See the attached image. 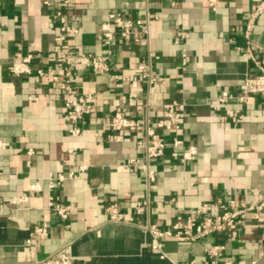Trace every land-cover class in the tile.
Instances as JSON below:
<instances>
[{
	"label": "crops",
	"instance_id": "1",
	"mask_svg": "<svg viewBox=\"0 0 264 264\" xmlns=\"http://www.w3.org/2000/svg\"><path fill=\"white\" fill-rule=\"evenodd\" d=\"M65 1L0 0V264H33L62 248L72 264H210L204 249L212 244L225 247L217 264L254 263L264 251V218L200 241L162 239L164 257L144 245L150 237L142 226L165 230L199 205L230 200L261 199L264 216V96L217 101L222 92L239 95L240 82L264 69V12L245 36L247 17L262 0H219L215 11L206 0ZM110 13L148 22L150 36L141 34L135 44L115 34L106 46L100 24ZM64 24L76 33L58 42ZM60 51L103 57L110 69L96 73L88 60L66 67L73 91L95 96L77 137L64 120L67 95L50 78L64 73L56 60ZM25 55L34 56L31 74L12 75L10 66ZM141 63L160 80L141 78ZM170 103L185 106L179 129L156 128ZM118 109L142 126L112 132L107 123ZM227 109L243 118H226ZM147 128L166 145L163 157L148 163L151 184L140 169L121 168L129 159L146 163L137 142ZM174 138L182 142L176 148ZM188 148L196 152L191 161L171 156ZM71 172L77 176L69 179ZM49 175L67 179L48 191ZM34 184L39 191L30 190ZM50 197L70 207L66 219L49 206ZM143 199L148 207L138 215L134 207ZM111 204L125 222L108 220ZM41 224L47 237L27 246Z\"/></svg>",
	"mask_w": 264,
	"mask_h": 264
},
{
	"label": "built area",
	"instance_id": "2",
	"mask_svg": "<svg viewBox=\"0 0 264 264\" xmlns=\"http://www.w3.org/2000/svg\"><path fill=\"white\" fill-rule=\"evenodd\" d=\"M60 2H66L65 0H57ZM207 6L211 11L217 9L219 0H206ZM262 12H264V0L260 1L255 10L248 15L247 22L245 24V36L247 37L253 27V20ZM59 16V14H57ZM62 21V19L60 18ZM148 22H142L140 20L130 21L124 19L120 14L110 13L107 16V21L100 24V31L103 39V43L109 46L114 41V36L117 34L123 41H132L137 44L140 41V35L150 36ZM76 33V30L70 26L62 25L59 27V35L55 38L56 41L62 42L66 37ZM182 33H177V37H182ZM151 57L155 56L151 53ZM34 59L33 55H25L20 57L15 63H13L9 72L16 76H23L31 74L30 64ZM56 60L58 65L64 68L62 75L51 74L50 78L52 82H55L57 87L66 93V97L63 101L64 108V120L68 125L67 132L72 137H77L80 134V127L78 124L83 118L94 111L95 96L91 92H83L76 94L73 91V85L69 78V72L66 67L72 62L77 61L80 64L89 61L88 66L96 73H107L110 69L103 57H93L89 55H75L71 51H60ZM140 77L146 79L149 83L160 80L151 73L150 65L148 63H141L137 67ZM36 74L43 76L44 72L39 69ZM117 78V76H115ZM239 95L234 96L227 92H222L217 101L220 105H225L230 101H237L244 103L252 95L264 96V69L261 73L253 77H245L238 85ZM164 115L161 119L156 121L155 127L165 130H177L179 129L180 122L185 115V106L183 104L170 103L165 104ZM175 110V111H174ZM219 110V107H216ZM225 117L233 120H241L243 114L239 110L227 109L224 112ZM142 126V122L133 121L124 115L123 109L115 111L112 119L107 123L108 129L112 132H120L127 129H138ZM173 147L176 148L182 144V142L176 138L173 139ZM0 146L2 143L0 142ZM137 146L143 151L146 163H140L137 159H129L121 168L124 171L130 169H140L146 178L148 184L155 181L154 172L149 168L148 163L153 160L160 159L164 155L165 142L164 140L152 129H146V137L143 140L137 142ZM196 152L194 148H188L182 151L178 156L177 152L171 154L172 157H179L181 161H191ZM77 175L73 172L69 173L67 178L72 179ZM66 177L62 175H49L47 178V189L51 191L57 186H60ZM30 190L39 191L38 184L31 185ZM49 206L56 213V215L64 220L70 213V207L68 205H62L55 202L53 197L49 198ZM148 207V200L143 199L136 202L134 210L135 213L141 215ZM263 209L262 200L259 199L253 203H245L243 201L230 200L227 203L217 202L205 203L197 206L191 211V214L185 218H179L168 229L161 230L156 224L146 223L142 226L144 233L149 235L150 240L146 241V245L152 251H158L161 257L165 254L162 251V239L170 238L178 242H195L203 239H208L217 234H221L225 231H234L238 225L246 219L259 220L264 218L261 215ZM217 210L218 213L213 215L212 211ZM108 220L114 223L125 222L123 213L114 204L107 207ZM48 235V229L46 224L34 226L29 233L28 239L25 241L27 246H35L40 240H43ZM225 247L222 244H212L204 249V255L208 259L210 264H217L219 259L224 253ZM73 258L62 248L56 252L48 255L47 257L35 260L33 264H72ZM172 264H184L174 263ZM186 264H197L194 261H190ZM229 264V262H226Z\"/></svg>",
	"mask_w": 264,
	"mask_h": 264
},
{
	"label": "water",
	"instance_id": "3",
	"mask_svg": "<svg viewBox=\"0 0 264 264\" xmlns=\"http://www.w3.org/2000/svg\"><path fill=\"white\" fill-rule=\"evenodd\" d=\"M252 264H264V251L263 253L260 255V257Z\"/></svg>",
	"mask_w": 264,
	"mask_h": 264
},
{
	"label": "rangeland",
	"instance_id": "4",
	"mask_svg": "<svg viewBox=\"0 0 264 264\" xmlns=\"http://www.w3.org/2000/svg\"><path fill=\"white\" fill-rule=\"evenodd\" d=\"M262 203H263V200H262Z\"/></svg>",
	"mask_w": 264,
	"mask_h": 264
}]
</instances>
